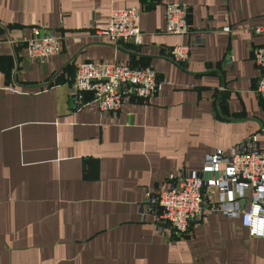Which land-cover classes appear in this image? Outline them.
<instances>
[{
    "label": "crops",
    "instance_id": "crops-1",
    "mask_svg": "<svg viewBox=\"0 0 264 264\" xmlns=\"http://www.w3.org/2000/svg\"><path fill=\"white\" fill-rule=\"evenodd\" d=\"M169 2L188 7L195 40L165 32ZM128 7L140 43L97 35ZM32 26L55 33L60 52L28 57ZM258 26L264 0H0V264H264V236L239 218L205 205L179 234L142 211L147 191L207 155L252 137L264 149ZM184 43L187 60L171 61L168 48ZM84 60L151 66L161 89L102 111L91 92L76 97Z\"/></svg>",
    "mask_w": 264,
    "mask_h": 264
},
{
    "label": "built area",
    "instance_id": "built-area-1",
    "mask_svg": "<svg viewBox=\"0 0 264 264\" xmlns=\"http://www.w3.org/2000/svg\"><path fill=\"white\" fill-rule=\"evenodd\" d=\"M165 32L187 35L192 40L199 35L192 31L187 19L188 7L179 2L165 4ZM229 31V27L222 28ZM264 32V26L254 29ZM97 35L117 45L132 41L140 43L142 33L137 25V9L128 7L111 10L105 28ZM27 56L38 61L60 52V38L53 32L41 34L31 27L26 41ZM190 44L168 48L167 57L183 63L189 56ZM250 56L258 71L254 90L264 99V44L251 47ZM73 83L76 97L89 91L102 111L116 113L130 94L149 98L157 94L160 81L151 66H132L129 62L80 61L75 65ZM206 205L212 213L227 218H239L249 236H264V149L254 137L227 150H217L206 156L201 169L181 170L168 188L145 193L143 213L156 215L174 233H186ZM164 233V228H159Z\"/></svg>",
    "mask_w": 264,
    "mask_h": 264
},
{
    "label": "trees",
    "instance_id": "trees-1",
    "mask_svg": "<svg viewBox=\"0 0 264 264\" xmlns=\"http://www.w3.org/2000/svg\"><path fill=\"white\" fill-rule=\"evenodd\" d=\"M145 5L148 7L150 4H148V3H145Z\"/></svg>",
    "mask_w": 264,
    "mask_h": 264
}]
</instances>
